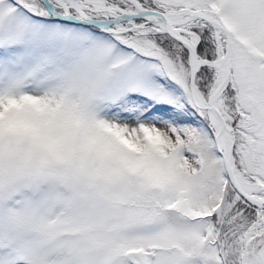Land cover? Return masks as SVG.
<instances>
[{"label": "snow or ice", "instance_id": "snow-or-ice-1", "mask_svg": "<svg viewBox=\"0 0 264 264\" xmlns=\"http://www.w3.org/2000/svg\"><path fill=\"white\" fill-rule=\"evenodd\" d=\"M0 264H264V0H0Z\"/></svg>", "mask_w": 264, "mask_h": 264}]
</instances>
